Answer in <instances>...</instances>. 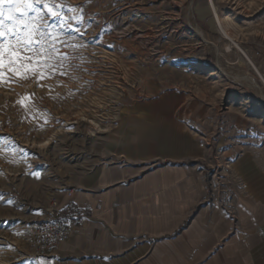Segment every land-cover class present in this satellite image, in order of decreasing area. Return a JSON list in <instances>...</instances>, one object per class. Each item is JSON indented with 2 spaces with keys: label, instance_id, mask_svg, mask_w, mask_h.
<instances>
[{
  "label": "rangeland",
  "instance_id": "obj_1",
  "mask_svg": "<svg viewBox=\"0 0 264 264\" xmlns=\"http://www.w3.org/2000/svg\"><path fill=\"white\" fill-rule=\"evenodd\" d=\"M165 67L204 97L206 195L241 197L231 162L264 167V0H0V264H35L36 223Z\"/></svg>",
  "mask_w": 264,
  "mask_h": 264
},
{
  "label": "crops",
  "instance_id": "obj_2",
  "mask_svg": "<svg viewBox=\"0 0 264 264\" xmlns=\"http://www.w3.org/2000/svg\"><path fill=\"white\" fill-rule=\"evenodd\" d=\"M166 71L138 78L97 161L56 193L41 220H75L35 264H264V167L235 158L241 197L209 198V139L189 130L206 121L204 97Z\"/></svg>",
  "mask_w": 264,
  "mask_h": 264
},
{
  "label": "built area",
  "instance_id": "obj_3",
  "mask_svg": "<svg viewBox=\"0 0 264 264\" xmlns=\"http://www.w3.org/2000/svg\"><path fill=\"white\" fill-rule=\"evenodd\" d=\"M130 25L119 29L116 34L126 35ZM75 217L60 219L51 211L46 219L38 221L33 232V242L36 247L37 256L51 253L58 245L65 242L71 232Z\"/></svg>",
  "mask_w": 264,
  "mask_h": 264
},
{
  "label": "bare ground",
  "instance_id": "obj_4",
  "mask_svg": "<svg viewBox=\"0 0 264 264\" xmlns=\"http://www.w3.org/2000/svg\"><path fill=\"white\" fill-rule=\"evenodd\" d=\"M211 6H212V8H213V11H214V17H215V20L217 21V23H218V25H219V27H220V29H221V31L223 32V34H224V36L226 37V38H228L235 46H237V44H235L234 42H233V40H232V38L230 37V34H229V32L231 31L230 30V26L228 25V24H225V23H223L222 21H221V19H220V17H219V15L217 14V12H216V10L214 9V7H213V4H212V2H211ZM192 9H190V11H191ZM189 11V12H190ZM193 15V14H192ZM192 17V16H191ZM256 88H257V86L255 85V83L253 82V81H250ZM263 97V96H262Z\"/></svg>",
  "mask_w": 264,
  "mask_h": 264
}]
</instances>
